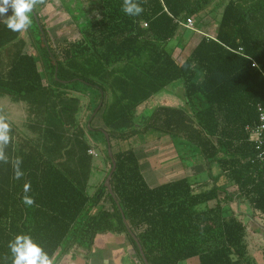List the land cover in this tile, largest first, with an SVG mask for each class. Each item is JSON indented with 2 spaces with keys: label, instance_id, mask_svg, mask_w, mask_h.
Returning <instances> with one entry per match:
<instances>
[{
  "label": "trees",
  "instance_id": "obj_1",
  "mask_svg": "<svg viewBox=\"0 0 264 264\" xmlns=\"http://www.w3.org/2000/svg\"><path fill=\"white\" fill-rule=\"evenodd\" d=\"M212 1L136 0L143 12L129 16L124 0H99L101 19L79 39L57 45L39 15L44 5L34 9L38 22L31 13L25 36L0 23V99L24 105L26 114L23 130L4 115L12 139L4 148L8 162L0 161V264H13L8 245L17 235H29L53 263L63 251L59 264L71 251L89 256L97 236L106 234L124 236L145 264L116 200L102 191L112 162L98 130L109 169L98 191L89 193L93 133L81 116L86 107L94 113L102 93L101 118L117 164L111 186L149 264H256L246 226L226 207L246 199L264 214V166L254 162L247 130L264 108V0H229L217 33L200 37L178 62L170 42L181 23L205 13ZM28 40L42 68L39 57L26 52ZM180 79L190 112L158 108L142 128L119 126ZM149 130L188 142L219 167V176L211 175L210 187L200 192L186 179L149 187L133 147L114 149L115 141ZM16 157L24 172L19 180L13 178ZM26 182L32 206L22 202Z\"/></svg>",
  "mask_w": 264,
  "mask_h": 264
},
{
  "label": "crops",
  "instance_id": "obj_2",
  "mask_svg": "<svg viewBox=\"0 0 264 264\" xmlns=\"http://www.w3.org/2000/svg\"><path fill=\"white\" fill-rule=\"evenodd\" d=\"M200 34L205 36L203 33ZM23 36H25V32H23ZM199 39H195L196 41L194 42H197ZM28 46L29 43H27L26 52L34 54L36 50L32 48L33 52H29ZM184 47L185 45L180 47L179 44L169 45V50L173 57L180 63L184 62L189 54L183 56L182 53H180V55L175 56L176 51L173 49L176 48L182 52ZM192 47H194V45ZM102 98L101 102H104V94H102ZM3 103L9 104L3 106ZM102 107L103 106H101V108ZM101 108L97 111L92 120L91 117L94 113L91 115V109L88 107L85 108L81 116L82 124L84 126L86 124L93 133L89 134V138L94 146L90 151L95 153L91 154L94 158V169L91 178V188L89 190L91 195H94L98 191L109 169V164L105 160V154L101 147L103 136L95 132V130L101 132V129L107 131L102 122L101 115L103 108ZM158 108H174L190 112L182 79L171 83L165 89L154 94L149 100L137 106L133 111V120L121 121L119 126L127 130L142 128L149 119V116ZM0 110H2L0 112L9 119L16 129L22 130L25 127L26 114L24 105L12 103L8 99H0ZM96 110L94 112H96ZM87 115H89V118L84 122L83 119H87ZM18 118H23L24 120L22 119L18 123L16 122ZM100 136L102 139H100ZM120 143L126 145V148L129 146L133 147L140 163L141 173L146 183L151 188L158 187L168 182L186 179L194 190L195 183L200 184L206 182L205 180L210 178L211 175L216 176L220 173L219 167L216 164L212 166L208 165L206 159L194 148V146L183 139L162 132L155 130L140 132L128 141H121L118 143L123 146ZM215 170L217 171L216 173L214 172ZM96 198L98 199V197ZM60 258L61 256L59 259ZM59 264H139V261L138 258L133 255L129 242L124 236L106 234L97 236L89 256H86L83 250L71 251L70 254L62 258Z\"/></svg>",
  "mask_w": 264,
  "mask_h": 264
},
{
  "label": "rangeland",
  "instance_id": "obj_3",
  "mask_svg": "<svg viewBox=\"0 0 264 264\" xmlns=\"http://www.w3.org/2000/svg\"><path fill=\"white\" fill-rule=\"evenodd\" d=\"M228 1L229 0H213L205 13L192 19L194 30L187 29L183 26L179 27L175 37L170 42V45L179 44L180 47H183L184 45L185 47L183 48L182 52L174 48L173 50L176 51L175 56L180 55V53H182L183 56L188 55L192 49V46L195 44L194 41L203 36L200 33L209 36H214L217 33L218 25L223 12L222 9ZM98 6L99 0H49L44 6H39V15L42 17L43 22L49 31L53 44L57 45L59 42H63L65 40L74 41L79 39L81 36V31L83 32V30L90 28L93 26V24L98 22L101 19ZM67 7H69L70 12L68 11ZM28 43V51L31 52L34 46L31 45L29 40ZM39 54V51H35L33 55L39 57V66L42 68L43 59L39 56ZM8 104L3 103V106ZM86 118L87 119H83L84 122L88 120L89 115H87ZM22 119L23 118H18L16 122L19 123V121ZM100 139H102L101 136ZM119 142L121 141L114 142L115 151H118L121 149V147H126V145H123L124 142L123 144L120 143L123 146L119 145ZM101 147L102 151L105 153L106 148L103 142ZM214 172L216 173L217 171L215 170ZM216 176H219V174ZM205 181L206 182L200 184L195 183L194 190L201 191L209 188V183L212 182L211 176ZM213 204L214 203H211V205ZM226 208L230 210V214H234L239 220H242L246 223L247 231L245 240L248 242L249 257L252 258L256 264H264V249L259 244V242L255 241L253 238L250 225L247 224L248 221L246 222V219L242 218L244 214H249L252 211L250 203L246 199H237L230 204L229 208ZM257 216L264 218V216L259 214H257ZM196 262V260H191L181 262L180 264H195Z\"/></svg>",
  "mask_w": 264,
  "mask_h": 264
},
{
  "label": "clouds",
  "instance_id": "obj_4",
  "mask_svg": "<svg viewBox=\"0 0 264 264\" xmlns=\"http://www.w3.org/2000/svg\"><path fill=\"white\" fill-rule=\"evenodd\" d=\"M45 4L46 0H0V23L13 32H26L32 24L31 13L38 5ZM122 11L129 16H137L143 12V8L136 0H124ZM10 133L11 125L7 122V118L0 114V161L5 163L8 162V157L4 148L12 139ZM21 162V158L16 157L13 163V178L16 180L24 176V172L20 169ZM30 188V183L26 182L22 202L27 206L35 204L34 197L28 195ZM8 246L14 257L13 264H53L47 253L29 235H17Z\"/></svg>",
  "mask_w": 264,
  "mask_h": 264
},
{
  "label": "water",
  "instance_id": "obj_5",
  "mask_svg": "<svg viewBox=\"0 0 264 264\" xmlns=\"http://www.w3.org/2000/svg\"><path fill=\"white\" fill-rule=\"evenodd\" d=\"M33 12H34V11H33ZM33 14H34V16H35V18L37 19V22H38V16H37V14H36L35 12H34ZM55 77L57 78V69H56ZM102 94H103V93H102ZM102 103H103V102L100 103V105H99V107L97 108L96 112H94L93 116L91 117V120H92L93 117L96 115L97 111L101 108ZM91 120H90V122H91ZM89 125H90V124H89ZM100 131H101V133L104 134V136H105V138H106V141H107V152H108V156H109V158H110V160H111V162H112V169H111L110 173L108 174V176H107V178H106V180H105V183H104V186H103V188H102V191H104V190L107 189L108 192L110 193V195L114 198V200H116L117 205H118V207H119V209H120V211H121V214H122V217H123L124 224H125V226H126L128 232H129V234L131 235V237L133 238V240H134V241L136 242V244L138 245L144 263H145V264H149V262H148V260H147V258H146V256H145V252H144V250H143V248H142V246H141V244H140L138 238L136 237V235L133 233V231L131 230L130 226L128 225V222H127V220H126V217H125V215H124V212H123V210H122V208H121V206H120V204H119V202H118V199L116 198V196H115V194H114V192H113V189H112V186H111V180H112V177H113V175H114V173H115V171H116L117 164H116V161H115V158H114L113 152H112V145H111V140H110V135H109V133H108L107 131H105L104 129H101ZM62 252H63V251H62ZM62 252H60V254H58V256H57V258H56V260L54 261L53 264H56V261H57V260L59 259V257L62 255Z\"/></svg>",
  "mask_w": 264,
  "mask_h": 264
},
{
  "label": "built area",
  "instance_id": "obj_6",
  "mask_svg": "<svg viewBox=\"0 0 264 264\" xmlns=\"http://www.w3.org/2000/svg\"><path fill=\"white\" fill-rule=\"evenodd\" d=\"M184 27L194 30L192 19H189L186 23H181ZM251 136V141L255 146L256 152L254 162L257 161L264 166V108H258V120L252 127H247ZM90 154H95L90 151Z\"/></svg>",
  "mask_w": 264,
  "mask_h": 264
},
{
  "label": "flooded vegetation",
  "instance_id": "obj_7",
  "mask_svg": "<svg viewBox=\"0 0 264 264\" xmlns=\"http://www.w3.org/2000/svg\"><path fill=\"white\" fill-rule=\"evenodd\" d=\"M257 214L264 216L263 213L258 212L252 208V211L249 214H244V216L242 218L246 219V222L248 221L247 224L250 225V229L252 231L253 238L255 239V241H258L259 244L264 249V218L258 217ZM240 221L243 222V224L246 226V223L244 221H242V220H240ZM246 231H247V227H246ZM246 244H247V250H248L249 249L248 242H246ZM248 253H249V250H248Z\"/></svg>",
  "mask_w": 264,
  "mask_h": 264
}]
</instances>
